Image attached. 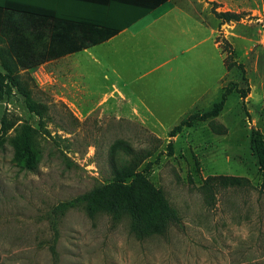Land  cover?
Here are the masks:
<instances>
[{
	"label": "rangeland",
	"instance_id": "1",
	"mask_svg": "<svg viewBox=\"0 0 264 264\" xmlns=\"http://www.w3.org/2000/svg\"><path fill=\"white\" fill-rule=\"evenodd\" d=\"M204 1L200 10L211 23L202 33L206 39L146 74L122 72L143 73L120 88L128 101L103 98L110 81L99 70H86L82 52L67 57L81 95L75 106L58 98L56 60L37 70L56 79L46 85L20 70L41 117L28 110L15 87L0 90V264H264V187L251 148L253 130L264 139V0ZM214 9L242 18L221 22ZM183 22L194 24L188 17ZM173 32L169 40L183 47L189 35ZM229 61L234 63L227 66ZM230 83L236 86L214 126L209 119L194 121L169 136ZM247 86L242 97L237 88ZM25 140L37 151L30 168L15 158L16 145ZM123 166L142 170L163 191L179 223L139 238L127 215L90 216L82 205L52 213L58 202L114 179ZM225 176L244 180L230 183ZM208 177L209 195L201 189Z\"/></svg>",
	"mask_w": 264,
	"mask_h": 264
},
{
	"label": "trees",
	"instance_id": "2",
	"mask_svg": "<svg viewBox=\"0 0 264 264\" xmlns=\"http://www.w3.org/2000/svg\"><path fill=\"white\" fill-rule=\"evenodd\" d=\"M11 9L21 14V18L23 17L25 21L18 22L14 27L13 36L0 46V90L15 87L24 96L28 110L41 117L42 109L33 100L31 89L22 82L20 70L27 71L45 61L102 42L115 34L117 30L97 24H78L69 20H60L56 14L45 10L17 7ZM213 12L221 22L238 21L242 18V13L239 12L215 9ZM30 15L37 16V20H30ZM3 41L5 42V39ZM229 58L230 53L226 56V59ZM233 63L234 61H229L227 66ZM242 79L246 80L243 74ZM233 85L236 86V83L225 86L220 98L208 109L191 113L180 120L170 129L169 136L176 135L183 127L192 125L194 121L209 119L214 126L213 118L222 110L227 95L234 89ZM248 89V86L237 88L242 97L247 95ZM116 144L126 153L133 154L123 141H118ZM167 147L172 151L171 141L168 142ZM251 148L257 157L264 187V139L258 129L253 130ZM36 154V149L27 140L22 145L18 143L15 147V158L27 168L32 167L36 161ZM149 164L150 162L144 169H147ZM116 173L114 179L68 200L58 202L52 207V213L57 216L68 208L82 205L90 216L98 212H107L114 217L127 215L130 231L139 238L152 232H160L170 223H179L180 215L177 210L170 204L163 191L156 187L142 170L137 171L134 166H123ZM210 179L212 178L204 179L201 185V189L208 195L213 185ZM223 179L230 183H241L244 180L237 176H225ZM56 235L55 229L53 241L56 240ZM52 251L54 253L53 247Z\"/></svg>",
	"mask_w": 264,
	"mask_h": 264
},
{
	"label": "crops",
	"instance_id": "3",
	"mask_svg": "<svg viewBox=\"0 0 264 264\" xmlns=\"http://www.w3.org/2000/svg\"><path fill=\"white\" fill-rule=\"evenodd\" d=\"M201 1L205 2L204 0L160 2L159 0H0V44L4 45L8 38L13 36L14 27L18 24L16 18L25 21L23 17L21 18V14L11 9L13 7L45 10L56 14L60 20L116 29L115 34L102 42L45 61L29 71L34 73L40 84L46 85L53 79H58V98L75 106L80 103L81 99L78 97L81 95L74 80L76 76L74 66L67 57L78 52L87 53L86 70H99L102 72V78L107 82L110 81L106 84L110 89L103 98H112L116 95V100L128 101L129 96L120 88L141 78L143 73L130 77L122 72L143 70L146 74L159 65L174 60L178 54L196 47L206 39L202 33H205L207 25L211 23H208L201 13ZM186 17L192 18L194 24L184 25L183 20ZM29 19L35 21L37 16L30 15ZM209 26L211 33H214L212 25ZM175 29L178 35H189V40L183 47H180L182 42L179 40L178 46L169 40L176 34L173 32ZM213 43L217 47L214 40ZM160 54L163 55L161 62L156 57ZM53 60L58 61L56 79L51 72L45 70L42 76L37 74V70L47 69L48 63ZM186 92L190 93V89Z\"/></svg>",
	"mask_w": 264,
	"mask_h": 264
}]
</instances>
